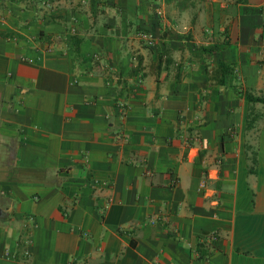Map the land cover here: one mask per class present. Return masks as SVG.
I'll return each mask as SVG.
<instances>
[{
	"label": "crops",
	"instance_id": "1",
	"mask_svg": "<svg viewBox=\"0 0 264 264\" xmlns=\"http://www.w3.org/2000/svg\"><path fill=\"white\" fill-rule=\"evenodd\" d=\"M0 32V264H264V0H0Z\"/></svg>",
	"mask_w": 264,
	"mask_h": 264
},
{
	"label": "built area",
	"instance_id": "2",
	"mask_svg": "<svg viewBox=\"0 0 264 264\" xmlns=\"http://www.w3.org/2000/svg\"><path fill=\"white\" fill-rule=\"evenodd\" d=\"M157 14H158L159 16L162 15V13H161L160 11L157 12ZM141 38L146 42V44H147L148 46H152V45L154 44L155 38H154V35H153L152 33H144V34L141 35ZM0 39H4V40H6V41H16V40H17L16 37L13 36V35L8 36V37H6V38H2V37H0ZM48 50H50V49H48ZM119 107H120L119 120H120V122L122 123V122L124 121V119H125V116H126V106H125V104H123V103H119ZM117 138H118L119 140H123V139H124L123 136H122V133L117 134ZM158 220H161V219L153 218V219L150 220V222H151V223H155V222H157ZM162 221H165V220L162 219ZM206 238H207V240H208L209 242H211V241H217V239H218V235H217L216 233H209V234L206 236Z\"/></svg>",
	"mask_w": 264,
	"mask_h": 264
},
{
	"label": "trees",
	"instance_id": "3",
	"mask_svg": "<svg viewBox=\"0 0 264 264\" xmlns=\"http://www.w3.org/2000/svg\"><path fill=\"white\" fill-rule=\"evenodd\" d=\"M8 36H11V34H9V33L8 34H2L0 32V37L6 38ZM221 70H223V73L224 74L228 73V70L223 69V66H221ZM244 99L247 102L252 103V104L258 103V104H263L264 105V99L263 98H261V97H255L254 95H252L250 93H245L244 94Z\"/></svg>",
	"mask_w": 264,
	"mask_h": 264
},
{
	"label": "rangeland",
	"instance_id": "4",
	"mask_svg": "<svg viewBox=\"0 0 264 264\" xmlns=\"http://www.w3.org/2000/svg\"><path fill=\"white\" fill-rule=\"evenodd\" d=\"M260 112H264V107L262 108V111H260Z\"/></svg>",
	"mask_w": 264,
	"mask_h": 264
}]
</instances>
